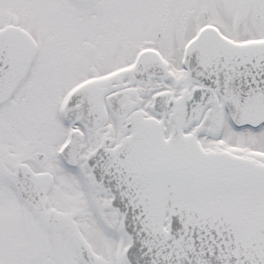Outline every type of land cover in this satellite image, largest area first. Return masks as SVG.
Wrapping results in <instances>:
<instances>
[{"label":"snow or ice","instance_id":"1","mask_svg":"<svg viewBox=\"0 0 264 264\" xmlns=\"http://www.w3.org/2000/svg\"><path fill=\"white\" fill-rule=\"evenodd\" d=\"M0 264H264V0H0Z\"/></svg>","mask_w":264,"mask_h":264}]
</instances>
